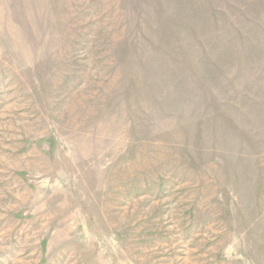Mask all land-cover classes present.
Returning a JSON list of instances; mask_svg holds the SVG:
<instances>
[{
  "label": "rangeland",
  "instance_id": "374dc122",
  "mask_svg": "<svg viewBox=\"0 0 264 264\" xmlns=\"http://www.w3.org/2000/svg\"><path fill=\"white\" fill-rule=\"evenodd\" d=\"M0 264H264V0H0Z\"/></svg>",
  "mask_w": 264,
  "mask_h": 264
}]
</instances>
